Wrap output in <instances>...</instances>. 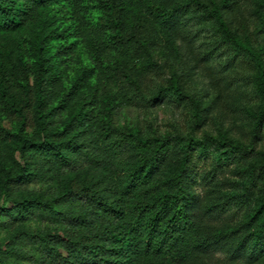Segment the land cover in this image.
Masks as SVG:
<instances>
[{
  "label": "trees",
  "instance_id": "16d2710c",
  "mask_svg": "<svg viewBox=\"0 0 264 264\" xmlns=\"http://www.w3.org/2000/svg\"><path fill=\"white\" fill-rule=\"evenodd\" d=\"M28 29L29 45L16 40ZM177 42L183 73L152 86V51L178 53ZM197 66L216 95L189 103ZM229 90L258 100L247 144L122 123L165 103L198 131ZM263 137L264 0H0V264H203L225 251L230 264L264 261V194L245 234L215 230L201 195ZM240 171L227 204L243 207L262 171ZM38 219L52 226L31 228Z\"/></svg>",
  "mask_w": 264,
  "mask_h": 264
},
{
  "label": "rangeland",
  "instance_id": "374dc122",
  "mask_svg": "<svg viewBox=\"0 0 264 264\" xmlns=\"http://www.w3.org/2000/svg\"><path fill=\"white\" fill-rule=\"evenodd\" d=\"M191 29L196 33L198 42H203V37L207 35L208 30H202V27L195 22L190 23ZM37 30L28 29L15 35L16 40L24 41L28 45L32 42ZM182 48L175 52L172 49H166L161 44L156 47L151 58L158 66L160 78H152V86H159L160 82L166 83L171 74L179 75L184 71V62L189 59V52L185 50L182 42H177ZM180 52V53H179ZM216 92L205 71L197 66L193 70V81L186 88L185 96L190 103L195 97H202V102H206L215 97ZM225 106L217 108L212 114L214 121H209L200 130L196 131L193 127V119L186 115V112L177 108L173 104H161L145 111L128 110L124 113L125 121H133L149 135L160 134L174 138L177 135L184 136L187 139L195 141H204L205 139H214L217 142L230 146L233 144H247L246 137L251 132L252 126L249 120V113L254 112L258 100L253 101L240 98L232 90L224 93ZM226 149V148H225ZM222 149L221 151H224ZM253 167L262 171L261 182L253 190V195L243 207L235 203L227 204V196L241 194L240 182L242 180L243 167ZM264 194V137L262 141H257L253 146V153L247 162H241L237 166L218 173L215 180L207 188L201 189V195L204 206L216 210L215 220L212 221L215 230L236 231L240 234L247 232V219L250 212V206L256 198ZM31 228H45L52 226L49 221L40 220L30 223ZM5 234L0 232V240L5 238ZM24 249L29 251L31 246L25 245ZM230 253L227 251L216 255L214 258L206 260L203 264H230L228 262ZM264 258V254H263ZM20 264H29L22 262ZM256 264H264L260 261Z\"/></svg>",
  "mask_w": 264,
  "mask_h": 264
}]
</instances>
